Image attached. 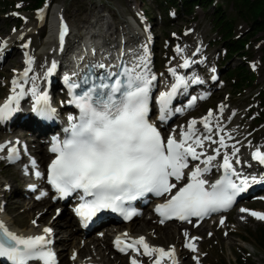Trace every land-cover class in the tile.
<instances>
[{"label": "snow or ice", "instance_id": "snow-or-ice-1", "mask_svg": "<svg viewBox=\"0 0 264 264\" xmlns=\"http://www.w3.org/2000/svg\"><path fill=\"white\" fill-rule=\"evenodd\" d=\"M66 31L67 27L64 26L60 33L61 40ZM137 60L138 62L123 66L121 71H109L98 77V82L93 81L81 94L73 93L71 102L79 109V116H69V127L65 129L67 136L63 140L54 138L51 144L50 152L54 154V158L48 164V182L61 198L79 194L81 203L74 211L84 221L105 209L118 211L124 219H130L136 212L133 208H126L125 202L146 193L156 196L171 194L169 199L156 207V211L163 218L161 223L164 219L172 218L182 221L193 216L202 218L230 208L237 196L247 189L248 178L239 177L227 153L220 165L224 169V175L210 185L202 175L210 171L211 161L216 159L212 155L201 161L204 167L196 166L188 173V182L182 187L177 188V184L171 182L173 178L176 181L184 178L183 170L188 168L189 158L200 160L202 153H198L196 148L202 147L203 140H210L211 136L201 139L196 135L194 125L197 121L192 120L187 131H181L180 139L170 134L165 140L155 124L149 122L150 89L156 77L149 76L146 55L138 57ZM27 62L30 65L31 58ZM188 66V60L181 65L184 68ZM55 67L53 63L48 70L49 75ZM94 67L105 68V65L100 63ZM28 71L30 68L23 73L25 77ZM168 71L175 77V83L169 91L161 92L157 97L161 121L171 113L170 105L178 89L187 86V81L177 75L174 68H169ZM65 81L68 82L67 77ZM84 84H89V80L85 79ZM13 85L14 94L8 96L0 105V121L8 119L18 110L14 102L18 105L24 95L22 86L19 93L15 92V80ZM68 86L70 89L81 87L77 83H69ZM32 92L36 94L35 87ZM195 99L192 98L189 107ZM36 100L37 105L33 111L42 118H49L54 109L47 106L46 94L37 95ZM212 115L209 111L207 117L201 121L209 132V119ZM219 143L224 146L223 137ZM5 147V144H0V151ZM238 151L239 149L234 148L232 154L235 155ZM216 152L219 154V149ZM16 158L18 149L15 146L8 147V159ZM252 159L264 165V151L257 148L252 153ZM236 162L239 163V160ZM32 163L35 164V161ZM35 175L39 177L42 174L37 171ZM233 176L239 179V183L233 180ZM252 179L255 181V177ZM173 189H177L174 194ZM240 211L250 212L246 208H241ZM250 215L264 220V213L251 211ZM51 232V228L45 227L42 234L20 235L9 230L0 221V258H6L10 264H29L30 261L37 264H56L55 253L48 247L51 244L48 234ZM185 236L187 237V233ZM115 243L121 252L129 248L139 252L140 249L136 246L140 245L145 256L159 253L153 264H161L164 257L171 258L175 264L174 249L165 251L163 248L152 247L143 236L132 239L131 243L117 236ZM185 246L196 250L194 244L187 243ZM131 264H138L135 257Z\"/></svg>", "mask_w": 264, "mask_h": 264}, {"label": "rangeland", "instance_id": "rangeland-1", "mask_svg": "<svg viewBox=\"0 0 264 264\" xmlns=\"http://www.w3.org/2000/svg\"><path fill=\"white\" fill-rule=\"evenodd\" d=\"M215 2L218 5H222L229 15H235L230 5L223 3L222 0H216ZM34 3L35 0H9L4 5L0 4V23L2 22L0 48L6 44L4 39L7 36L17 33L28 25H32L36 27L34 29L35 32L31 34L34 54L39 56L40 48L42 47L48 51L47 47L49 45L46 43L45 35L50 28L55 7L61 9L63 11L62 15L69 19L73 30L72 38L76 34H84L87 31L85 28L90 22L95 24L103 18L104 20L99 22V29L103 23L111 21L114 25H119L123 31L131 33L140 32L135 25H129L130 21L134 20L137 16L143 21L142 25L144 24L146 29L144 35L141 33L140 40L145 42L146 39L150 41V38H153L157 41L156 43L154 42L157 73L164 75V72H167L171 64L179 65L181 63L184 55L177 57L178 43L185 40L191 45L188 53H195V51L201 48L203 53H201L202 55L199 58L209 56L208 62H203V65L208 68V73L206 74L207 81L213 75L210 74V70H217L220 74L219 80L214 84L212 90H210V95L201 100L182 120L173 122L170 125L171 129L187 123L190 119L197 118L200 120L209 111H214L217 114L223 105L224 111L222 112L225 113V116L222 114L221 119L223 120L219 121L218 125L220 123L222 126L227 125L224 130L231 135V138L234 137V139L227 141L230 143V146L222 152L233 155V150L236 148L239 149L236 154L240 157H245V151L248 148L253 146L264 147V121L259 124L257 122V118L264 111V104L261 103V97L258 94V89L264 84V63L262 60V48L264 46L263 32L257 33L252 38V44L245 48L247 51L245 55L236 54L228 57L220 32L216 29L213 21L215 4L209 8L197 5L193 13H188L187 11H178L177 8L170 7L164 0H49L50 19L45 24V28H42L36 21ZM193 29V32L184 34L185 30ZM234 32L235 35L243 39L250 37L253 31L247 22L236 19ZM26 36L13 40L14 47L22 46ZM10 55L0 58L2 63L0 65V99L5 93V89L2 87L11 76L6 77L4 72L9 70L12 73L13 69L16 68L11 63L9 64L11 68H7L6 60ZM50 55L45 56V59L39 56L40 71L45 70L48 59L51 57ZM159 61H161L160 65H158ZM240 65H245L247 70L255 73L256 77L251 87L238 89L234 85L235 79L229 78L228 72ZM218 92H221V94H217ZM212 93L213 95H211ZM215 148L220 149V146ZM18 173L15 168L5 165L4 162L1 163L0 178L14 185V190L15 188L18 189V193H15L14 197L19 196L22 198L19 202L14 201L12 206L6 210V213L10 217L21 216L16 222L18 227L31 224L33 221L36 222L35 224H38L39 222L36 221L37 217L33 215L34 212H24V209L21 210L19 206L25 205L24 203L28 200L27 198L32 199V196H35V194L28 196L23 194L26 183L20 180L17 181L20 184L15 182V178L19 176ZM15 183L18 185H15ZM247 206L264 211V201L256 202L255 199L251 198L238 204L232 211L227 212L226 216L228 220L226 223H219L217 217L215 221H209L202 225V227L209 226L202 233L195 235L200 242H203V245L200 247L199 257L195 258L194 264H236L238 256H245L247 262L264 264V249L257 247L254 239V233L264 227V220H256L252 215L249 218L247 217L249 215H239V210ZM150 208H148L149 213ZM69 215L70 211L68 210L64 216L69 218ZM149 215L146 214L144 217L147 219L150 217ZM60 219L63 220V218ZM168 224L170 228H175L176 224L174 222ZM176 228H178L176 233L166 238L160 237L154 229L148 227L145 230L143 229V234L147 235L155 243H160L164 246L178 244L181 247L183 246L181 234L185 230H181V233H179L181 227ZM104 253L105 251L100 249L93 257L109 264L108 261L113 262L118 256H123L118 255L112 249L107 251V257L103 256ZM181 259L183 261L186 260L185 256H182ZM116 264H130V260L128 256H123V262Z\"/></svg>", "mask_w": 264, "mask_h": 264}, {"label": "bare ground", "instance_id": "bare-ground-1", "mask_svg": "<svg viewBox=\"0 0 264 264\" xmlns=\"http://www.w3.org/2000/svg\"><path fill=\"white\" fill-rule=\"evenodd\" d=\"M54 13H53V19L51 21L50 24V28L48 29V31L46 32L45 35V40L46 43L49 45L47 47L48 51L44 50V48H40V53L39 56H42L43 59H45V56L50 55L51 57L54 54H57L58 52L62 53V56L60 58V60L57 62L58 66H59V71L64 69L66 66L73 65L75 63H77L78 60L81 59V56L85 54V56H87V54H90V58H92L91 52L95 51V55L99 58H103L105 56H109V57H113L114 55L120 56L122 55L123 57H125L127 60L129 61H133V62H138L137 58L140 56H143L144 51H143V47L140 46L139 44V38L140 35L133 33L128 34L129 39H126L124 41L125 47L123 50L118 49L121 48L122 46V40L118 38H125L126 37V33L121 29V27L119 25H114L113 22L111 21H106L105 23L102 24L101 28H98L99 22H101L103 19H101V21H97V23H92L90 22L88 26H86V32L84 34H76L74 36V38H70V40L68 41V43L64 44V45H60L59 41L57 40V38L55 37V33H54V28L56 26L57 20L60 17V14L63 13V11L61 9H59L58 7L54 8ZM2 23V22H1ZM1 23H0V32H2V28H1ZM92 23V24H91ZM36 27H33L32 25H28L26 26L24 29L18 31L17 33L7 36L4 40H5V45L2 46L0 48V58L2 56H9V58H7L6 63H7V68H11V66H9V64L11 63V65H15L16 68L13 69L12 73L11 71L7 70L4 72L5 76H10V78L8 79V81L5 83V85L2 87L5 89V93L3 94V97H1L0 99V105H2L4 103V101L7 99L8 96L14 94L13 93V81L14 79H17L20 81L21 84H25L27 85V88L29 90H31V85H30V79L32 78V76H34L36 73H40V59L39 56H36L35 54L30 56L32 63L33 64V68L31 71V74L27 77H22L21 76V70H19L21 67L25 68V65H28L24 62L23 59V54L24 52H26L27 50L22 47H14L13 45V40H17L19 38H22L23 36L27 35V37H31L32 38V33L35 32L34 29ZM143 33H145V29L143 28ZM77 38V39H75ZM153 42H157L156 39L152 40ZM63 46V47H62ZM32 47H33V43H32ZM118 49V50H117ZM188 49L184 48L183 52H186ZM201 49L198 50L199 55H201ZM20 55V58H19ZM49 60L48 62H51L52 60ZM209 57V56H207ZM194 58V57H193ZM183 60V59H182ZM1 59H0V65H1ZM203 62L199 60V58H196V60L193 62L191 68L188 70V72H190V77L191 79L193 78V76H195L196 71L197 70H202L204 71L206 74L208 73L207 69L208 68H203L202 67ZM173 66V65H171ZM207 66V65H206ZM178 68H181L180 64L177 66ZM214 71L212 70L210 74H213ZM205 74V77H207ZM161 79H163V75L160 76ZM196 81H194L195 83ZM156 83V82H155ZM155 83H154V87H155ZM214 84L212 81L209 80V82H206L205 85H203L202 83H199V85H196L194 87H191L187 93H196L198 91L199 88L201 87H208L210 89L213 88ZM18 86L15 87V89ZM186 93V94H187ZM53 94V92H52ZM217 94H221V92H218ZM27 102V101H26ZM26 103H22V106H25ZM221 111V110H219ZM218 111V112H219ZM217 112V113H218ZM187 114L182 115L179 118V121L182 120L184 117H186ZM212 119H216L217 116H212ZM195 120V119H190L187 123L184 124L183 127H186L187 125H189V122ZM202 120H200L199 123H201ZM195 125H198L197 123ZM200 125V124H199ZM1 126V124H0ZM227 127V125L221 127V126H217V129L215 130L216 133L221 132V135L219 137V141L221 139V137H223L224 139V146H221V144L218 143L216 144L217 146H220L219 149V153H221L223 150L227 149L230 146V143H228L227 141L234 139V137H230L231 135L226 133L224 131V129ZM180 128V129H181ZM221 128V129H220ZM6 129H8V126L5 125L4 127H1L0 131H7ZM48 131L50 133H52L54 130L51 127H47ZM29 137H33L31 134H28ZM32 148L34 153L40 158V161H43V159L46 158V156L48 155L47 152V148L44 146L43 142H42V138L38 137L36 139V141H32ZM214 154H217V152H214ZM4 155L3 151H0V158H2ZM234 158L232 157V159H234L235 161L239 160V162L241 163H245L246 165L251 163V165H253L254 167H257L259 169H262V167L255 162H251L250 160H247V158L245 157H240L238 154L233 155ZM251 167V166H250ZM254 167H251L252 170H257L254 169ZM1 176V175H0ZM23 179H25V177H22L20 174L18 176V178H15V182L17 181H24ZM1 181V178H0ZM18 183V182H17ZM15 183V185H18L20 183ZM6 184V183H5ZM5 184H3L2 186H4ZM14 186V185H13ZM20 191V190H19ZM15 193H18V189L15 188V191H13L10 196H8L7 198V207L6 210H8V208H10V206H12V203L15 202H19V200H21L22 198L19 196L14 197ZM21 194V193H19ZM23 194H25V196L27 195H32L31 192H26L25 190L23 191ZM37 196V195H36ZM7 197V196H6ZM28 200H26V203H24L25 205H19L21 207V210L24 209L25 211H31L34 212V217H37V220L39 223L38 224H27L25 226H20L18 227L16 225L17 220H19L21 218L20 215L14 216V217H10L7 213L6 210L5 211H1L0 212V216L2 218V221L4 223H6L7 225L11 226L14 231L20 235H38V234H42L43 233V229L45 227H53L54 229V233L55 235L57 234V237L59 238V244H57V246L61 249L60 252V262L59 264H78L80 261V257H84L88 255V252H86V250H83L85 245H87V247H85V249H87L89 251L90 254L93 255V250H92V245L94 244V242L96 241L95 239H93V235H89L87 236V238H84L83 240H81L78 236H76V231L74 230V224H75V220L74 219H68L67 220V216H64L67 214V207H63V209L56 214V209L62 207V205H55L54 203L51 202V200L49 198H43V199H38L35 196H32V199L27 198ZM15 206V205H14ZM36 207V208H34ZM150 206H146L145 208H143V213L141 218L135 220V222L132 225L133 231L143 234L144 231L143 229H154L159 235L160 237H170L171 235H174L176 233V231L178 230L177 225H175V228H170L169 224L166 222L161 223V220L156 217L155 215H153L152 213V209L150 208V214L152 215L151 217H148L147 219L144 217V215L149 214V208ZM256 212H260L263 213V210H256ZM239 215H249L247 216L248 218L251 216L249 214V212H241L239 210ZM65 220L63 222L62 219ZM256 220H261V219H257ZM220 220V218H219ZM204 224V222L198 227V228H193V226L190 228V231H185L182 235V245L183 246H178V244L175 246L174 244L171 246H165L166 249L169 248H175L176 249V256L174 257L175 259V264H194V260L195 258L199 255V250L200 247L203 245V242H200L199 239H195L193 240V237H196V234L202 233V231H204L205 228H207L206 225L204 227H202V225ZM10 227V228H11ZM179 233H181V229L179 230ZM185 233L188 234L189 239L185 240ZM81 237V236H80ZM76 239H80V241L78 242ZM110 243V238H105L103 240H100L99 243V247L97 248V250L103 249L105 251L104 253V257H107V251H109L110 249H112L111 243ZM187 243H191L195 245V251H193L192 249H190L189 247H186L185 245ZM82 244V246H81ZM158 245H162L160 243H157ZM73 254H75V258L73 259ZM194 255V257H193ZM185 256L186 260H182L181 257ZM135 259L138 261V264H143V261H141V257L139 256H134ZM62 260V261H61ZM96 261H101V260H97ZM121 263L123 262V256H118L115 261L110 262L108 261L109 264H116V263ZM131 264V262H130ZM163 264H173V260L170 258L169 260L165 261Z\"/></svg>", "mask_w": 264, "mask_h": 264}, {"label": "trees", "instance_id": "trees-1", "mask_svg": "<svg viewBox=\"0 0 264 264\" xmlns=\"http://www.w3.org/2000/svg\"><path fill=\"white\" fill-rule=\"evenodd\" d=\"M9 0H1L0 4L4 5ZM45 0H35L33 6H39ZM170 7L177 8L178 11L184 10L188 13H193L195 6L200 5L201 7L209 8L215 7L213 14V21L216 29L220 32L224 48L227 56L231 57L234 55H245L247 46L252 44V38L259 32H263L264 38V0H222L223 3L228 4L234 10L235 15H229L227 10L223 9L222 5H218L215 0H164ZM241 19L247 22L252 33L250 37L240 38L235 35V21ZM263 55L262 60L264 63V46L262 48ZM230 79H235L234 85L238 89L251 87L255 80V73L247 70L245 65H240L236 69L228 72ZM258 94L261 97V103L264 104V84L258 89ZM257 122L262 123L264 121V111L261 116L257 118ZM254 239L256 246L264 249V227L260 231L254 233ZM248 240V239H247ZM236 264H254L253 262L246 261L245 256H238Z\"/></svg>", "mask_w": 264, "mask_h": 264}]
</instances>
